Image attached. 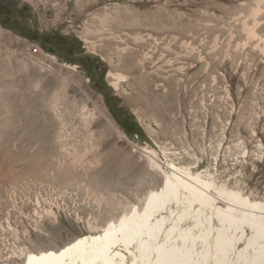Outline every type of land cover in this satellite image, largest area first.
<instances>
[{
    "label": "rangeland",
    "instance_id": "rangeland-1",
    "mask_svg": "<svg viewBox=\"0 0 264 264\" xmlns=\"http://www.w3.org/2000/svg\"><path fill=\"white\" fill-rule=\"evenodd\" d=\"M44 33L75 39L72 61ZM165 169L213 203L171 204L184 229L264 216V0L1 3L0 264L56 263L125 229Z\"/></svg>",
    "mask_w": 264,
    "mask_h": 264
},
{
    "label": "bare ground",
    "instance_id": "bare-ground-1",
    "mask_svg": "<svg viewBox=\"0 0 264 264\" xmlns=\"http://www.w3.org/2000/svg\"><path fill=\"white\" fill-rule=\"evenodd\" d=\"M165 172L167 191L137 219L129 220L125 229L48 264H264V216H235L217 210L206 227L200 223L204 226L200 232L193 227L184 229L179 221L189 210L184 209L176 220L168 213L171 204H181L186 198L205 208L213 203L177 176V171Z\"/></svg>",
    "mask_w": 264,
    "mask_h": 264
},
{
    "label": "trees",
    "instance_id": "trees-1",
    "mask_svg": "<svg viewBox=\"0 0 264 264\" xmlns=\"http://www.w3.org/2000/svg\"><path fill=\"white\" fill-rule=\"evenodd\" d=\"M5 2V0H0V4ZM25 36H29V31L26 30L24 33ZM34 39L38 40L41 47L44 49H49L53 52H56L60 54V57L65 59L66 61H72V58H70L71 52L70 50H65V46H70L71 49L74 47H78V43H76L75 39H71L66 36H62L60 34H49L44 33L40 36H35ZM121 124L124 128V130L127 133H137L141 134L142 129L138 126L136 122L133 121L132 117H126L124 120L121 121ZM132 127H135L132 129Z\"/></svg>",
    "mask_w": 264,
    "mask_h": 264
}]
</instances>
